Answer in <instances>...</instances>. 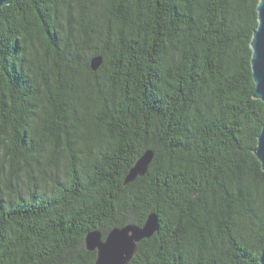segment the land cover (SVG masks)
I'll return each mask as SVG.
<instances>
[{
	"label": "trees",
	"instance_id": "obj_1",
	"mask_svg": "<svg viewBox=\"0 0 264 264\" xmlns=\"http://www.w3.org/2000/svg\"><path fill=\"white\" fill-rule=\"evenodd\" d=\"M258 2L2 7L0 264H94L88 231L142 225L149 212L159 228L129 264H259ZM146 148L147 172L124 184Z\"/></svg>",
	"mask_w": 264,
	"mask_h": 264
},
{
	"label": "water",
	"instance_id": "obj_2",
	"mask_svg": "<svg viewBox=\"0 0 264 264\" xmlns=\"http://www.w3.org/2000/svg\"><path fill=\"white\" fill-rule=\"evenodd\" d=\"M12 0H0V11L4 5ZM258 25L251 39V71L254 81V97L264 104V0L257 5ZM101 56H94L90 60L92 70L101 65ZM255 156L264 170V123L257 137ZM154 151L146 148L128 169L124 177V184L132 182L138 176H143L152 162ZM159 228V218L155 212H149L142 225L127 223L120 227L111 228L105 235L95 228L84 236L85 248L95 251L94 264H129L137 250V243L150 238ZM259 264H264V247L259 256Z\"/></svg>",
	"mask_w": 264,
	"mask_h": 264
}]
</instances>
